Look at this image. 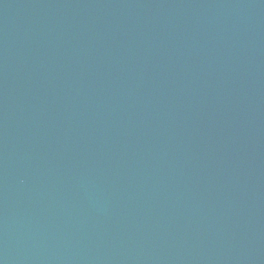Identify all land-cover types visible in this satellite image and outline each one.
I'll return each instance as SVG.
<instances>
[{
    "label": "water",
    "instance_id": "obj_1",
    "mask_svg": "<svg viewBox=\"0 0 264 264\" xmlns=\"http://www.w3.org/2000/svg\"><path fill=\"white\" fill-rule=\"evenodd\" d=\"M0 264H264V0H0Z\"/></svg>",
    "mask_w": 264,
    "mask_h": 264
}]
</instances>
